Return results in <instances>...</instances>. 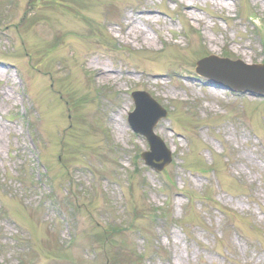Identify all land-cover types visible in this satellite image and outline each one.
<instances>
[{"label":"rangeland","instance_id":"1","mask_svg":"<svg viewBox=\"0 0 264 264\" xmlns=\"http://www.w3.org/2000/svg\"><path fill=\"white\" fill-rule=\"evenodd\" d=\"M31 1L0 0V264H264V100L195 72L264 63V0ZM136 91L169 113L159 174Z\"/></svg>","mask_w":264,"mask_h":264},{"label":"water","instance_id":"2","mask_svg":"<svg viewBox=\"0 0 264 264\" xmlns=\"http://www.w3.org/2000/svg\"><path fill=\"white\" fill-rule=\"evenodd\" d=\"M202 74L215 81L223 82L231 87H238L243 90H256L260 93H264V87L259 86L260 83L257 81L250 80L251 82H248L245 86L242 84L235 86L231 81H225L224 79L221 80L218 76H212L204 72H202ZM135 100L137 104V112L132 116L131 123L135 131L143 134L148 139L152 148V152L143 155V157L148 165L161 171L169 164L171 159L162 141L154 136L153 129L158 121L166 116V113L147 95L137 94L135 95Z\"/></svg>","mask_w":264,"mask_h":264},{"label":"bare ground","instance_id":"3","mask_svg":"<svg viewBox=\"0 0 264 264\" xmlns=\"http://www.w3.org/2000/svg\"><path fill=\"white\" fill-rule=\"evenodd\" d=\"M100 74L105 80L111 79V76H109V73H106L104 71H100Z\"/></svg>","mask_w":264,"mask_h":264}]
</instances>
